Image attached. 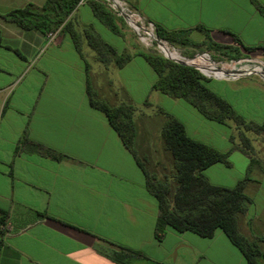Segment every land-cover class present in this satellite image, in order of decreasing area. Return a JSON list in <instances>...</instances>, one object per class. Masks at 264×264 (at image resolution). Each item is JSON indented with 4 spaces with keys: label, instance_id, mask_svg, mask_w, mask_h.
<instances>
[{
    "label": "crops",
    "instance_id": "0c3cea01",
    "mask_svg": "<svg viewBox=\"0 0 264 264\" xmlns=\"http://www.w3.org/2000/svg\"><path fill=\"white\" fill-rule=\"evenodd\" d=\"M126 1L163 28L184 30L197 44L211 40L264 59V15L252 0ZM256 1L264 10V0ZM44 2L0 0V209L10 223L0 243V264H119L94 249L95 243H103L101 239L146 257L129 264H247L220 228L205 237L168 226L163 238L155 239L157 201L145 188L143 170L133 153L104 112L91 106L87 80L97 98L110 105L127 103L137 111L167 101L178 108V113H170L183 123L187 135L229 151V165L215 162L204 174L211 183L226 187L247 175L244 192L252 202L238 219L239 231L246 237L264 235V157L255 153L258 162L250 164V157L233 147L238 143L229 140L223 123L217 126L219 131L212 126L203 131L200 124L210 119L182 98L152 89L156 74L143 51L135 50L130 36L122 32L121 19L115 18L119 32H113L88 3L75 6L69 20L81 33L82 58L68 32L60 30L48 42L46 32L24 29L4 17L12 9L40 7ZM87 25L130 58L120 67L99 61L82 33ZM234 35L255 49L244 51ZM182 47L187 53L198 49ZM214 81L217 89L209 88L235 110L222 89L235 94L254 91V99L264 105V81L258 76L240 84ZM263 121L264 116L259 124ZM23 134L69 158L39 154L30 141L21 142ZM33 210L47 216L28 223Z\"/></svg>",
    "mask_w": 264,
    "mask_h": 264
},
{
    "label": "trees",
    "instance_id": "16d2710c",
    "mask_svg": "<svg viewBox=\"0 0 264 264\" xmlns=\"http://www.w3.org/2000/svg\"><path fill=\"white\" fill-rule=\"evenodd\" d=\"M78 0H45L40 7L28 4L22 8H15L4 14V17L15 22L24 29L36 28L41 32L56 29L69 33L73 45L79 55L81 52V33L78 32L69 15ZM258 10L264 15L262 6L252 0ZM94 15L111 31L119 32L115 17L107 11L101 3L95 0L87 2ZM156 33L169 42L183 46H199L191 41L184 30H167L154 23ZM206 33V29L199 26ZM82 33L88 45L95 51L96 57L103 64L113 61L117 67L122 66L129 58L126 51L117 50L101 38L91 25L84 26ZM207 36V35H206ZM234 40L246 52L255 47L244 45L236 35ZM1 41V33H0ZM208 47L227 57H240L243 53L239 48L221 45L211 40L206 43ZM201 49V48H198ZM156 74L152 89L158 90L174 98H182L194 106L204 117L219 123L235 126L237 143L233 147L239 148L250 157V164L256 163L255 152L246 131L255 134L264 132V121L255 123L245 120L232 105L220 95L211 90L207 85L209 78L203 76L194 67L179 64L151 51L141 52ZM85 68L88 64L85 62ZM87 94L92 107L104 112L110 125L118 133L124 145L133 153L135 160L143 170L145 188L157 201V217L153 227L155 239L161 240L168 226L178 230H189L200 236L210 237L215 229L220 228L229 240L243 253L247 264H264V249L259 242L264 243V235L247 238L240 233L238 219L245 214L252 202L244 192L247 175L239 179L233 186L226 187L211 183L204 174V169L215 162L229 165V151H220L200 140L187 135L185 127L171 113L160 107L156 111L162 115L159 130L163 149L168 152L171 160V172L168 175L158 176L150 171L146 165V156L139 157L134 148L135 125L132 119L136 107L127 103L110 105L97 98L87 80ZM144 104L151 105L148 100ZM26 133V132H25ZM229 140L235 141V136L230 135ZM30 141L36 151L53 159L69 158L42 143L27 140L25 134L21 142ZM264 165V163H263ZM33 219L30 222L46 217L45 212L33 210ZM7 217V213L0 209V225ZM23 225L22 227H24ZM5 231L0 227V243ZM103 243H95L94 249L119 264H129L132 259L146 258L138 250H132L121 245L101 239ZM164 264V263H159Z\"/></svg>",
    "mask_w": 264,
    "mask_h": 264
},
{
    "label": "rangeland",
    "instance_id": "374dc122",
    "mask_svg": "<svg viewBox=\"0 0 264 264\" xmlns=\"http://www.w3.org/2000/svg\"><path fill=\"white\" fill-rule=\"evenodd\" d=\"M120 21V20H119ZM120 27L123 28L122 32L124 34H128L132 40V46L134 49L142 50V51H151L146 50L136 39L135 34L120 21ZM129 38V37H128ZM129 42V39H128ZM194 48H201L208 50L212 56L215 58H223L227 57V54L220 53L218 51L213 50L208 47L206 43L200 44L199 46H194ZM187 52V50H184ZM153 52V51H151ZM244 56V55H243ZM255 75L243 76L238 79H235L236 84H240V82L247 80L249 78H254ZM233 82V81H232ZM206 85L213 89H217L214 78H209ZM223 94L230 99L232 104L237 109L236 111L247 121H253L255 123H259V121L264 116V105L262 101H256L254 97L257 96V93L254 91H241L239 93L226 92V90L222 89ZM171 97V96H170ZM174 98V97H171ZM156 107H160L166 112L173 111L178 113V108H174L167 101L158 104L157 106H151V108L147 110H137L134 112L132 119L134 120L135 125V142L134 148L137 151L139 157L143 155L146 156L145 165L150 170L156 173L158 176L162 177L163 175H168L171 172V160L170 155L163 149L161 138L159 135V130L162 122V115L156 111ZM220 123L212 120L203 121L200 125L203 131L209 129V127H213L215 131H219ZM225 128L228 130L229 136H235V141L237 142L236 137V129L232 123L224 124ZM205 129V130H204ZM249 135V139L251 143L254 144L255 153L257 156L263 158L264 157V133L256 135L253 131L248 130L245 132ZM247 238L252 239V237L248 236ZM259 245L262 249H264V243L259 242Z\"/></svg>",
    "mask_w": 264,
    "mask_h": 264
},
{
    "label": "built area",
    "instance_id": "2783aa9c",
    "mask_svg": "<svg viewBox=\"0 0 264 264\" xmlns=\"http://www.w3.org/2000/svg\"><path fill=\"white\" fill-rule=\"evenodd\" d=\"M89 0H78L76 6ZM103 5L115 18L121 19L135 34L138 42L146 49L165 59L197 69L206 78L235 80L243 76L255 75L264 81V59L258 56L215 58L205 49H195L190 53L183 47L169 42L156 33L154 23L133 8L126 0H95ZM60 27L46 32L48 42L52 41ZM7 232V220L0 225Z\"/></svg>",
    "mask_w": 264,
    "mask_h": 264
}]
</instances>
